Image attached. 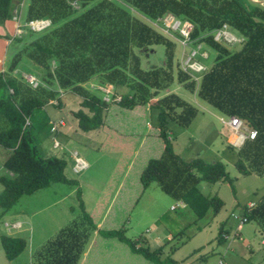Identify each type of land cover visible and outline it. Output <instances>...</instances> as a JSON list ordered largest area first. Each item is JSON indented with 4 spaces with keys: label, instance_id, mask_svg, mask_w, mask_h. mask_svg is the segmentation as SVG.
<instances>
[{
    "label": "trees",
    "instance_id": "trees-1",
    "mask_svg": "<svg viewBox=\"0 0 264 264\" xmlns=\"http://www.w3.org/2000/svg\"><path fill=\"white\" fill-rule=\"evenodd\" d=\"M13 1L0 0V27L4 32L0 40L16 48L7 70L0 69V148L8 153L3 166L12 174L0 177L4 187L0 194L3 211L11 209L24 195L52 184H75L65 175L66 162L46 156L37 133L31 124L27 125L37 109L56 98L53 84L81 98V108L74 117L82 132L100 129L112 104L134 110L155 100L153 107L159 111L157 136L163 141V151L158 158L150 159L141 172L142 188L146 191L156 182L166 195L193 209L197 220L210 211L219 213L224 206L218 196L202 193V182L228 183L234 193L236 190L224 163L201 158L185 161L174 152L169 123L175 121L187 129L199 113L176 93L161 96L175 82L226 118H239L249 131L256 132L254 139L246 138L236 147L235 167L242 176L264 177L263 7L248 0H28L23 22L47 19L51 27L38 33L30 31L24 39L15 35ZM73 3L83 11H77ZM129 7L154 21L167 14L188 21L193 26L191 40L206 44L216 53L210 68L203 73H187L178 68L175 75V43L136 17ZM224 27L244 38L241 48L232 50L215 40L213 33ZM7 43L1 51H5ZM156 47L163 49L166 64L144 68L141 52ZM21 67L36 69L42 74L43 85L34 89L17 78L14 73ZM96 76L113 88H126L128 93L119 101H105L85 87ZM78 195L81 198L80 191ZM80 205L92 224L81 199ZM241 212L247 218L246 224L253 222L264 231V195L255 207L248 209L245 205ZM64 233L58 237L62 241L57 242L62 248L61 259L49 261L53 254L47 252L44 264H76L79 260L81 249L67 244L62 238ZM99 233L126 242L155 264H178L171 256L162 260L163 247L151 251L127 239L124 229ZM223 234L226 233L221 227L219 243L225 242ZM1 243L9 262L27 247V242L19 237L2 235Z\"/></svg>",
    "mask_w": 264,
    "mask_h": 264
},
{
    "label": "rangeland",
    "instance_id": "rangeland-1",
    "mask_svg": "<svg viewBox=\"0 0 264 264\" xmlns=\"http://www.w3.org/2000/svg\"><path fill=\"white\" fill-rule=\"evenodd\" d=\"M114 1L123 3L121 0ZM248 1L264 8V0ZM27 2L13 1V20L19 16L24 23ZM73 7L79 12L83 11L76 3H73ZM129 9L175 43V75L178 68L187 73L193 72L190 67L196 70L210 68L216 53L206 44L191 40L193 26L188 21L172 14L154 21L131 7ZM23 29L22 34L16 32L15 35L26 39L31 32L25 27ZM213 35L216 41L232 50H238L244 43V38L229 27ZM15 52L14 46H8L4 52L0 49L1 70H7ZM141 55L144 68H157L166 64L162 48L156 47L141 52ZM14 75L34 89L43 85L42 74L34 68L21 67ZM85 87L107 102L119 101L123 94L128 93L124 87L113 88L100 76L93 78ZM53 89L57 91L56 98L37 109L30 118V124L46 156L63 159L66 162L65 175L75 184L55 183L32 195H24L7 211L0 208V264H36L37 253L43 254V251L53 254L49 261L60 260L62 248L57 242L62 241L58 237L63 232L62 238L67 244H74L76 250L81 249V259L88 251L83 264H155L146 259L143 253L132 250L126 242L99 233L100 230L120 229H124L126 238L138 246L150 248L151 251L163 247L162 260L171 256L178 264H218L220 260L228 263L231 257H238L239 253L232 255L227 245L230 242L231 246L233 242L237 243L232 234L235 227L228 230L231 232H225L228 239L223 244H219L217 239L219 231L231 214L237 212L238 203L254 202L264 195V177H245L237 171L235 149L241 144L237 142L234 146L229 142L233 131L228 125L231 118H226L177 82L160 93L161 96L176 93L199 110L187 129L175 121L169 123L174 152L185 161L195 158L207 162L220 161L234 179L236 193L228 183L200 184L203 194L218 196L224 206L219 213L212 212L210 216L197 220L193 209L166 195L156 182L146 191L142 188V169L150 159L158 158L163 151V141L157 136L159 111L153 107L155 100L134 110L112 104L105 113L104 124L100 129L82 132L74 117V112L81 108V98L71 90L60 89L57 84H53ZM59 121L64 125L59 124ZM116 122L124 126L118 133L112 128ZM53 125L57 126V133L51 132ZM248 130L244 124L241 134L247 137ZM55 140L60 144L57 148ZM7 154L0 148L2 177L9 174L3 166ZM75 154L87 164V168L79 173L74 171ZM3 190L0 183V194ZM80 199L84 211L92 218V224L83 212ZM18 221L22 227L14 224ZM98 223L101 224L99 227ZM260 231L263 232L255 223L246 225L243 233L245 238L242 237L245 240L244 254L231 264H264V236ZM2 235L19 237L27 242L24 252L12 262L6 258L1 243ZM246 246H251L253 252H248Z\"/></svg>",
    "mask_w": 264,
    "mask_h": 264
},
{
    "label": "built area",
    "instance_id": "built-area-1",
    "mask_svg": "<svg viewBox=\"0 0 264 264\" xmlns=\"http://www.w3.org/2000/svg\"><path fill=\"white\" fill-rule=\"evenodd\" d=\"M14 20L17 22L16 32H18V33L20 32L21 34H22L21 30H24L23 27H25L26 29H29V31H31V32H37L38 33V32L45 31L46 29H48L51 26L50 20H47V19L34 20V21H31L28 23H22L20 21L19 17L16 16V17H14ZM190 69L195 73H201L202 71L205 70V68H203V67L200 68L201 70H196L194 67H190ZM59 124L64 125L63 122H60V121H59ZM27 125H30V119L27 121ZM228 125L231 129L233 128V131L231 132V140L229 139V142L232 145L236 144L237 142H240L239 144H242L246 138H251V139L255 138V135H256L255 131H249L248 130L247 133H249V135L247 137H244L241 134V130L243 129L244 124H243L242 120H240L239 118H236V117L231 118ZM51 132L57 133V126L56 125L51 126ZM54 145L57 148V147H59L60 144L58 141L55 140ZM74 158H75V162H76L75 167H74V171L76 173L84 171L87 168L86 162L82 158H80L77 154L74 155ZM247 206H248V209H252L253 207H255V203H250ZM173 209H175V208L173 207ZM242 212L240 211L237 213H233L231 215L233 220L236 222L235 230L233 232V240H236L237 242L242 241L241 232L247 223V218L243 216L244 212L243 213ZM223 237H224V239H228L227 234L223 235ZM218 264H227V263L224 260H220Z\"/></svg>",
    "mask_w": 264,
    "mask_h": 264
},
{
    "label": "crops",
    "instance_id": "crops-1",
    "mask_svg": "<svg viewBox=\"0 0 264 264\" xmlns=\"http://www.w3.org/2000/svg\"><path fill=\"white\" fill-rule=\"evenodd\" d=\"M4 34V32H3V29L0 27V35H3ZM5 43H7L6 41L4 42V40L3 39H1L0 40V48H1V46L3 45V44H5ZM10 43V42H9ZM9 45H8V43H7V46H6V48L8 47ZM6 50V49H5ZM113 128V130L114 131H117V133L118 132H120L121 131V129H124V126H122V125H119V122H116L115 123V126L114 127H112ZM135 157V156H134ZM4 162V161H3ZM143 170V169H142ZM9 173V172H8ZM12 176V174L11 173H9L8 174V177H11ZM0 177H2V176H0ZM261 198V197H260ZM259 200V199H258ZM257 200V201H258ZM257 201H254V202H249V203H255V202H257ZM249 203H247V204H249ZM247 204H240V203H238L237 204V208H236V211L237 212H240L242 209H243V207L245 206V205H247ZM240 205V206H239ZM236 212V213H237ZM212 212L210 211L206 216H210V214H211ZM233 213H235V212H233ZM232 213V214H233ZM231 214V215H232ZM205 218V217H204ZM203 218V219H204ZM251 223H253V222H251ZM14 224H17V225H19V227H20V225H21V227L23 226L22 225V223L21 222H16V223H14ZM235 224H236V222L233 220V218H232V216H230L228 219H227V221H225L222 225H221V227H223V229H224V232H231V231H228V230H231V229H233L232 227H235ZM249 224V223H248ZM101 224L100 223H98V227L100 226ZM247 225V224H246ZM246 225H245V227H246ZM258 226V225H257ZM245 227L243 228V230H242V232H241V237H243V238H245V235H243V233H244V230H245ZM100 229V228H99ZM221 229V228H220ZM234 230H235V228H234ZM234 230H233V232H234ZM252 229H251V232H250V234H252ZM255 231V230H254ZM263 234V236H264V231L263 232H261L260 231V234ZM233 234V233H232ZM218 239V238H217ZM245 241V240H244ZM243 239H242V241L241 242H237V243H234L233 242V245L231 246L230 244H231V242L229 243V244H227L228 245V248H229V250H231L232 252H233V254L232 255H234V253H239V254H237V256L238 257H231V261H230V259H229V262L227 263V264H231L236 258H237V260L239 259V255H241V254H244V252H243V249H244V244H243ZM246 241H247V238H246ZM223 243H225V242H223ZM222 243V244H223ZM220 244V243H219ZM262 244L264 245V239L262 240ZM231 246V247H230ZM246 248H247V251L248 252H250V253H252L253 252V249L251 248V246H246ZM45 250V249H44ZM43 254H40L39 252L37 253L38 255H36L37 256V258H38V262L36 263V264H44L45 263V254L47 255V252L46 251H43L42 252ZM87 253H88V251L86 252V254H84L83 255V257H82V259H81V256H80V258H79V260L76 262V264H83V262H84V259H85V257L87 256ZM264 260V259H263Z\"/></svg>",
    "mask_w": 264,
    "mask_h": 264
}]
</instances>
